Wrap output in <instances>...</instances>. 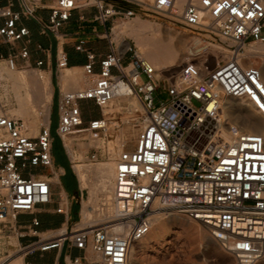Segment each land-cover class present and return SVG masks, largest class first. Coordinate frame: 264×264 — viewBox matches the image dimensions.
<instances>
[{
	"label": "built area",
	"instance_id": "built-area-1",
	"mask_svg": "<svg viewBox=\"0 0 264 264\" xmlns=\"http://www.w3.org/2000/svg\"><path fill=\"white\" fill-rule=\"evenodd\" d=\"M42 2L9 0L0 5V38L24 42L19 52L5 58L8 70L18 68V58L33 67L30 29L20 21L34 17ZM45 7L50 13L40 31L52 43L47 49L38 44V49L47 53L58 76L69 68L60 29L73 12L94 8L92 21L106 27L93 34L107 40L109 52L99 57L86 38L79 39L75 49L86 58L83 77L74 89L59 84L57 131L70 166L76 171L69 148L75 152L79 142L92 150L84 160L87 165L100 155L112 154L100 142L112 136L113 119L139 131L135 141L124 132L122 138L115 137L114 150L120 149L111 200L115 215L103 225L90 227L81 226L80 217L70 231L61 229L52 237L39 232L41 221L36 215L28 224H18L21 214H35L40 205L53 203L57 194L56 212L66 214L69 208L63 187L58 193L54 190L66 171L54 162L51 113L49 121L41 122L38 134L29 135L25 120L8 112L0 90V233L4 239L0 243L18 247L13 254L4 251L0 264H8L14 256L22 258L21 264H34L23 256L61 249L66 242L90 248L95 264H130L133 243L147 234L156 214L167 212L202 224L236 264H256L262 259L264 74L262 64L252 59L260 55L247 56L245 49L252 42L264 44V0H52ZM135 15L155 16L161 24L198 38L220 40L229 44L230 57L217 58L212 65L208 56L194 54L189 47L193 53L186 52V66L196 70L201 58L203 74L192 80H184L181 73L160 77L132 38L113 37L118 20ZM81 19L85 21L86 15ZM45 63L39 59L34 68L39 70ZM155 94L165 97L156 104ZM228 99L251 107L255 123L263 124L262 131L245 129L228 109ZM85 101L93 103L100 115L86 118ZM86 189L80 187L81 199ZM12 236L18 242L15 245ZM25 237L38 239L19 242ZM65 264L86 261L67 255Z\"/></svg>",
	"mask_w": 264,
	"mask_h": 264
},
{
	"label": "rangeland",
	"instance_id": "rangeland-1",
	"mask_svg": "<svg viewBox=\"0 0 264 264\" xmlns=\"http://www.w3.org/2000/svg\"><path fill=\"white\" fill-rule=\"evenodd\" d=\"M88 16L92 18L93 11L87 13ZM136 19H139L142 22H145L147 24H150L151 26L160 25L163 29V32L165 36H172L176 40V38L181 39L185 42L184 49L186 52L192 51L190 48H194V54H202L204 53L205 56H208L211 59V64H215L216 59L225 60L230 57V53L226 52V48H229V44H225L221 42L220 40H207L198 38L193 34L185 33L178 28L169 27L168 25L161 24L160 21L155 16H136L132 19H126V20H118L117 25L114 27L113 30V37L116 40L117 37L120 35V30L118 29V25L120 22H128V21H134ZM93 28V25H91V28ZM106 27L104 25H98V31L102 32L105 31ZM88 35H92L94 31H86ZM179 36V37H178ZM133 39V38H132ZM134 40V39H133ZM106 41H103L101 45H104ZM190 47V48H189ZM246 55L249 56L250 52L254 53H262L264 54V44L261 43H254L246 46L245 49ZM184 54L181 56L180 61L177 64L174 65H168L165 61L163 63L165 64V69H162L159 73L163 78H165L167 75L173 74L178 75L181 73L184 80H192L197 78V72L198 75L203 74L201 72L200 66H202L200 63H202V59H198V67L196 70L192 66H186L184 62ZM254 63L257 65L262 64L264 67V59L261 58V56H257L256 58H252ZM250 61L247 60V63ZM23 65V66H22ZM3 70V71H2ZM8 70L6 66V62L0 61V90L3 97L4 102L8 104L7 110L9 111H15V113L20 112V116L23 118L27 123V115L25 112L29 111L31 109V104L29 102L30 94L35 92V94H39L41 91H43V85L47 81L50 83L51 86V94L49 98L42 99L41 103L38 105V120L41 124L42 121H49V115L46 113V107L49 106L51 108L52 106V113H51V120H52V132L54 136V162L56 166H62L65 168L66 172L61 177V184L58 183L54 186V190L56 193H58L62 187H64L68 192H75L77 185H81L80 187H87L86 190H89V195L87 194V191H84V200L79 199V201L75 204L74 207V216L75 219L77 217V220L81 217V211L83 208H87L90 206V200H91V191L89 189V185H95V191H94V200L97 201V210L96 215H100L102 213L101 207H102V196L100 195L98 186L100 184V178L99 174L96 172V166L102 162H106L110 155H100L99 160L96 162H93L90 165H87L84 163V160H86V157L88 154L92 151L90 148L84 146L83 143L79 142V148L73 151L71 149V156L75 160L74 167L77 164L80 165H86L88 166V169L82 168L78 171H76L70 166V160L69 157L63 147L62 139L57 131V124H58V94L56 95L54 102L50 101L52 98V83L50 79V75L45 72H40V70L33 67H27L24 64H21L18 66V69L12 70L14 73V77L10 79V77L6 74V71ZM197 71V72H196ZM64 72V71H63ZM62 72V74H63ZM25 73V84L28 89V92L24 90V87L18 83L20 74ZM62 74H60V82L62 87H65L67 89H74L77 88L79 85V81L83 77L82 71H75L74 75L77 81L74 84H69L67 82H64L62 79ZM39 76H42L43 78L40 80H37ZM174 80V78L172 79ZM20 96V97H19ZM164 94H155V103L158 104L159 100L164 98ZM53 103V105H52ZM22 107V108H21ZM51 110V109H50ZM107 111L106 114L113 112L112 110H105ZM86 112L88 113V117L90 114H99L100 110L93 104L90 103L86 107ZM243 112L245 113L246 118L251 119L253 118L256 120V113L251 110V107H244ZM26 115H25V114ZM117 119H114L113 122H116V125L118 126L120 124L119 128H116L114 125L110 127V134H113L112 136H106L104 139L101 140L100 145L106 146L107 150H110V146L113 145L109 142L112 138L115 139V137H119L122 135V132L128 134L129 137L133 141L138 136V129L133 128L127 123H122V121H118ZM238 121V120H237ZM240 121V120H239ZM241 123V122H240ZM39 124V126H40ZM29 125L30 135L35 136L38 134L32 133L33 128ZM263 126V124H262ZM39 131V130H38ZM116 142V141H115ZM115 144V143H114ZM116 151V150H115ZM101 154V153H99ZM34 171H43L41 169H35ZM45 172H49L50 169H45ZM90 171V172H89ZM88 172V173H87ZM115 175V173H114ZM94 183V184H93ZM56 198H59L58 194L55 195ZM85 206V207H84ZM100 213V214H99ZM165 214V215H164ZM161 214L163 216H166L165 223L166 226L161 233V236L158 239V242H150L142 247V250L135 254L134 260L135 264H236L235 258L226 252L219 244V242H213L209 237H211L210 232L199 222L192 221L201 231V237L200 240L193 239L192 236L187 235L186 233L182 232V229L178 220L173 221V218H183L185 220L190 221L189 218H187L184 215L177 214V213H164ZM99 218V217H98ZM96 217V219H98ZM28 216L21 217V220L28 221ZM79 224H82V217ZM96 225H103V222H97ZM3 235L0 233V242H4V239L2 238ZM203 239V240H202ZM16 238L12 236L11 243L14 244V241ZM18 243V242H17ZM15 245V244H14ZM150 245V246H149ZM6 251L10 252V254H13L15 250H12V248L8 246H4L0 243V257L3 256V252ZM141 261V262H140ZM260 261V262H259ZM256 264H264V257L260 259ZM22 258L21 257H13L11 258L10 262L8 264H21ZM138 262V263H137Z\"/></svg>",
	"mask_w": 264,
	"mask_h": 264
},
{
	"label": "bare ground",
	"instance_id": "bare-ground-1",
	"mask_svg": "<svg viewBox=\"0 0 264 264\" xmlns=\"http://www.w3.org/2000/svg\"><path fill=\"white\" fill-rule=\"evenodd\" d=\"M118 29L121 31L119 37L116 38V40H119L123 37H130L133 38L136 42L137 46L141 49V51L144 53V55L154 64L156 69L158 70V73L160 70L165 69V64L163 61H165L168 65H174L177 64L181 56L186 54V50L184 49L185 42L181 39L172 38V36H165L163 29L160 25L151 26L150 24H147L145 22L140 21L139 19H136L134 21H128V22H120L118 25ZM114 30V29H113ZM179 37V36H178ZM226 52L230 53V49L226 48ZM251 54H256L260 56H264L262 53H254L250 52ZM18 69V68H17ZM263 74H264V67H262ZM3 71V70H2ZM78 71L76 69H65L62 74V79L64 82H67L69 84H74L77 79H74L76 75H74V72ZM197 72V71H196ZM6 74L12 79L14 77V73L12 70H7ZM25 73H22L19 76V81L26 92H28V89L25 84ZM160 77L161 74H158ZM198 77V72H197ZM42 76H39L37 80L42 79ZM51 94V86L50 83L47 81L43 85V91H41L39 94H35V92L32 91L30 94L29 102L31 104V109L29 111L25 112L27 115L26 118L30 126L33 128L32 133L36 134L39 130V120H38V105L42 102V99L49 98ZM20 97V96H19ZM228 109L230 112H235L233 114L234 118L236 120H240L241 124L244 126L245 129L249 131H262L263 126L262 123L256 124L255 120L253 118L248 119L245 116V113L243 112L244 105L233 99L227 100ZM46 107V113L50 114L51 110L49 106ZM22 108V107H21ZM237 112V113H236ZM11 115L20 116L19 113H15V111H9ZM24 113V114H25ZM25 114V115H26ZM112 114V113H110ZM114 120V119H113ZM26 122V121H25ZM118 122V121H117ZM263 122V120L261 121ZM27 123V122H26ZM27 123V124H28ZM112 124L116 127V122H112ZM29 127V125H28ZM30 129H29V135H30ZM113 135V134H111ZM122 138L123 135H120ZM131 138V137H130ZM117 139H111L109 142L113 145L110 146V157L106 162H102L96 166V172L100 175V184L98 186L100 195L102 196V205H104V211L98 216L96 215L97 210V201L94 200V191L95 185L90 184L89 189L91 191V202L90 206L87 208H83L81 211V217H82V224L81 226L84 227H90L95 226L97 222H108L112 216L115 215V208L111 203L112 200V193H113V181H114V173H115V163H116V157L118 156V153L120 149L116 152L114 150V143ZM72 148H69V151H71ZM71 153V152H70ZM88 166L86 165H75V168L78 169V171L82 168L88 169ZM90 172V171H89ZM88 173V172H87ZM94 184V183H93ZM165 215V214H164ZM96 217L98 219H96ZM166 216L163 215H155L154 220L152 223L151 228L147 232V234L140 240L133 243L130 251V264H135L134 256L137 254L140 250H142V247L150 242H158L159 237L161 236V233L163 232L166 223H165ZM173 221L178 220L183 233H186L189 236H192L193 239H196L197 241L200 240L201 237V231L200 229L190 221L185 220L183 218H173ZM194 221V220H192ZM122 229L121 227H117V230ZM213 242H217V239H215L212 235L209 237ZM203 240V239H202ZM14 244H17V240L14 241ZM150 246V245H149ZM138 250V252H137ZM16 257V256H14ZM18 257V256H17ZM141 262V261H140ZM260 262V261H259ZM138 263V262H137Z\"/></svg>",
	"mask_w": 264,
	"mask_h": 264
},
{
	"label": "crops",
	"instance_id": "crops-1",
	"mask_svg": "<svg viewBox=\"0 0 264 264\" xmlns=\"http://www.w3.org/2000/svg\"><path fill=\"white\" fill-rule=\"evenodd\" d=\"M9 0H0V5L6 4ZM52 0H43V7L36 10V14L32 18H23L20 23L27 25L30 29V38L31 43L29 44V50L31 52V57L29 63L32 66H36V61L39 59H43L46 63L39 68L40 72H45L50 75L51 83H52V98L50 101L54 102V99L59 91V84L60 76H58L54 68L51 64H49V56L44 51H40L38 49V44H41L45 49L51 46V39L41 34V23L43 21H47L49 17L50 10L48 7L51 4ZM17 7V6H16ZM95 11L94 8H87V9H76L73 12L72 17L70 20L65 23L60 32L64 36V48L68 53L69 56V68L68 69H76L82 71L83 65L86 61L84 53H81L75 49L76 44L78 43L79 39L86 38L88 41V46L91 47L99 57L106 55L109 50L107 48V42L104 45H101L103 41H106L104 38H97L93 33L92 35H88L86 31H94L95 29L98 30V25H102L100 23L92 21V18L87 15V13ZM86 15V20L81 19L82 15ZM93 25V28H91ZM183 31V30H181ZM103 32V31H102ZM188 33L186 31H183ZM24 45L23 41H17L14 43L5 42L2 38H0V61L5 60L11 54L19 52L21 47ZM18 64L27 65L26 62L18 58ZM23 66V65H22ZM96 69H99L97 66ZM91 102L85 101L83 102V107L86 108ZM53 105V103H52ZM52 113V106H51ZM86 118H88V113L85 111ZM95 116H99V114H94ZM65 169V168H64ZM66 171V170H65ZM65 193L69 197V208L66 214H60L56 212V207L58 205L59 199L54 197V202L51 204H44L40 205L35 214L23 213L19 216L18 224L24 225L28 224L31 217L36 215L39 217L41 223L38 226V230L40 233H48L50 236L55 237L57 233L61 229H65L66 231H70L71 225L73 222L77 221V217L74 219V207L75 204L81 199V191L80 186L77 185L75 192H68L63 187ZM28 216V221L21 220V217ZM37 237H25V238H18L19 242L22 244H28L31 241H36ZM12 248V250L18 249L17 246H8ZM71 257H82L86 264H95L93 262V252L90 248L86 250L79 249L73 246H70L69 242H66L61 249H52L49 251L41 252L36 251L32 254H28L23 256L24 260H30L34 264H65V256Z\"/></svg>",
	"mask_w": 264,
	"mask_h": 264
},
{
	"label": "water",
	"instance_id": "water-1",
	"mask_svg": "<svg viewBox=\"0 0 264 264\" xmlns=\"http://www.w3.org/2000/svg\"><path fill=\"white\" fill-rule=\"evenodd\" d=\"M115 1H118V0H115Z\"/></svg>",
	"mask_w": 264,
	"mask_h": 264
}]
</instances>
